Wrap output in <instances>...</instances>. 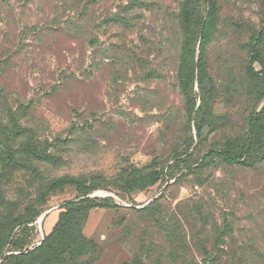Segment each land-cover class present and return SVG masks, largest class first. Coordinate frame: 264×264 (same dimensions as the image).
<instances>
[{
  "label": "rangeland",
  "instance_id": "obj_1",
  "mask_svg": "<svg viewBox=\"0 0 264 264\" xmlns=\"http://www.w3.org/2000/svg\"><path fill=\"white\" fill-rule=\"evenodd\" d=\"M63 1L0 0V119L28 128L10 139V131L0 129V153L16 160L4 164L0 154V264H204L205 251L216 264H264V159L255 167L228 165L217 156L196 163L210 148L237 152L251 117L264 107V79L249 71L252 63L264 70V0H218L205 52L211 79L202 113L197 75L190 89L178 78L182 0H145L132 12L130 29L91 28L96 47L84 46L83 53L67 32L30 31L22 39L23 26L58 18ZM127 2L104 1L93 20L120 12ZM76 122L84 129L73 128ZM29 142L56 158L29 155ZM161 169V179L148 185L147 176ZM65 176L95 179L99 188L87 197L111 199L78 227L94 249L72 238L54 246L57 257L54 250L31 257L65 203L78 197L72 183L51 187ZM201 199L211 207L206 226L181 215ZM154 201L160 225L142 212ZM166 212L181 217L169 221ZM226 216L232 232L225 231ZM187 229L196 235L190 244Z\"/></svg>",
  "mask_w": 264,
  "mask_h": 264
},
{
  "label": "trees",
  "instance_id": "obj_2",
  "mask_svg": "<svg viewBox=\"0 0 264 264\" xmlns=\"http://www.w3.org/2000/svg\"><path fill=\"white\" fill-rule=\"evenodd\" d=\"M104 1L107 0H64V5L60 11L61 14L58 15V18H53L50 23H47L45 26L41 27L37 24L33 26H23V33H21V36H23L22 39H24L27 33H29L30 31H32L35 35L39 34V36H41L45 31L67 32L65 34H67L68 37L72 36L77 39L75 40L77 42L76 46L79 45L78 47L81 53H83L85 52L84 46L91 47V44H93V46L96 47V44L94 43L95 39H97V36L91 37V28L94 27L100 29L107 25L124 26L129 29L133 28L134 20L136 19V17L132 16V12L137 7L142 6L145 3V0H128L127 5L120 6V12L106 15L102 17L100 21L98 20L99 18L97 20H93V15H95L96 13L95 7L101 6ZM203 1L205 2L204 4H202ZM202 9H204V12ZM217 13L218 0H182L180 2L178 13L176 14V22L178 23L177 28L182 38L180 43L179 55V62H181V66L179 67L178 78L181 85H184L185 89L186 87L190 89L191 83H193L197 75L203 100L201 106L199 107L200 113H202V110L204 111V106L209 95L206 94L205 84H207V80H210L211 77L209 76L205 67V52L206 47L210 44L211 41L212 33L215 28ZM94 31L95 29L92 31V33ZM199 40H201L200 55L197 60V44ZM260 41L261 35H258L256 43L252 44L251 46V49L253 51L260 45ZM252 64L249 68L250 73L254 76H261L264 79V70L257 71L252 66ZM65 78L66 75H63V78L61 77V79L63 80ZM56 85L59 87L62 84H60V82H57ZM1 93L2 92L0 90V96ZM189 103H192L191 108L195 107V102H193L191 97ZM21 107L28 108L26 104ZM11 112L12 111H10V113ZM209 115L211 118L215 117L213 112H211ZM249 125L250 133L248 135L246 133L242 135V143L240 144L241 146H236L238 147L237 152H233L229 149L224 148H210L206 154L200 156L196 160L198 166L207 164L209 159L213 156L219 157L228 165L255 167L258 163H260L264 159V151H259V149L263 147L262 140L264 138V135L262 132L264 131V107L253 114L250 119ZM72 127L84 129L85 123L82 124L81 122H76L72 124ZM216 127L219 128V125L217 126L216 124L215 128ZM0 129H8L10 131L7 133L8 135L6 139H10L11 136L19 137L20 135L26 134V131L28 130L27 127L23 126L22 124H20V122H17L13 119H9L8 122L4 119H0ZM197 131L200 134L202 133L200 121L197 122ZM3 139L4 136L1 135L0 140ZM26 145H28L26 153L33 156V153L35 151L37 157L40 160L52 161L54 160V158H56L55 155H51V153H49L46 148H43V150H35L29 147L31 145V142L27 143ZM0 154L4 164L12 165L16 162L13 153L8 151H1ZM191 154L192 153H190L189 155ZM163 173L164 171L161 169L154 175V177L148 175V185L149 181L151 184L157 183L161 179V174L163 175ZM67 183H72L76 186L78 197L74 200H68L65 203V206L63 207L64 211L61 213L54 230L45 237L40 246L30 252L31 257H35L37 255L42 256L44 253H49L50 250L55 251L54 246L57 245L60 241L69 242L72 240V238L80 239L83 246L88 247L86 248L87 250L94 249L92 247L93 242L87 240V238L82 234V229H78V227L81 223L85 222L88 219L89 211L91 209L98 206L108 207L107 204L111 202V199H91L87 197L90 192L99 188L98 182H96L95 179H90L87 176L60 177L51 184V187L55 188ZM156 207L157 203L156 201H154L149 206L144 208L142 212H147L148 215H150L155 212ZM165 214L168 215L169 221L170 219L173 220L180 216V214H175L174 212H166ZM161 215L162 214H152L150 216L155 220V223H157V225H160L162 224L159 220ZM181 215L187 221H190V219H199V221L204 224V226H206L208 221L212 218L211 207L208 202L203 199L194 201L190 209H187L186 212ZM223 222L225 231L232 232L233 228L230 224V219L228 216L224 217ZM198 235L204 240L205 238L210 237L209 232H200L198 233ZM195 236L190 232V230L187 229L184 238L186 240L188 239V242L190 244V242L194 241ZM176 239L177 237H174L170 240L172 241ZM85 251L86 250H84V252ZM63 252L64 251H62V253ZM54 253L56 254V251ZM204 253V264H216L217 257H213L209 251H205ZM61 257L63 256L61 255Z\"/></svg>",
  "mask_w": 264,
  "mask_h": 264
}]
</instances>
